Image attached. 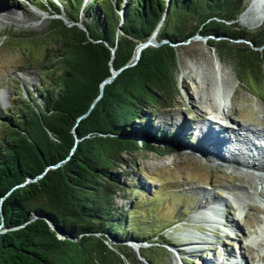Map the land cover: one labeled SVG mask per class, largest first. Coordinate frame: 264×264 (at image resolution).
Masks as SVG:
<instances>
[{"label": "trees", "instance_id": "trees-1", "mask_svg": "<svg viewBox=\"0 0 264 264\" xmlns=\"http://www.w3.org/2000/svg\"><path fill=\"white\" fill-rule=\"evenodd\" d=\"M29 1L87 31L53 17L45 29L17 36L41 49L37 68L46 72L0 113V264H121L125 252L114 242H151L125 228L129 211L116 198L134 191L121 180L128 156L165 152L136 138L149 136L159 107H171L177 48L146 47L99 97L100 83L156 29L158 41L207 36L240 82L246 74L264 81V24L248 30L235 21L243 0H170L168 7L167 0H46L45 8Z\"/></svg>", "mask_w": 264, "mask_h": 264}, {"label": "rangeland", "instance_id": "rangeland-1", "mask_svg": "<svg viewBox=\"0 0 264 264\" xmlns=\"http://www.w3.org/2000/svg\"><path fill=\"white\" fill-rule=\"evenodd\" d=\"M32 2L46 7V0ZM248 3L250 0H243L245 7ZM35 9L30 7L29 0H0V113L4 109L12 111L19 91L26 95V87L33 90L40 72H46L37 68L41 49L35 45L28 48L17 37L23 31L43 30L48 20L55 17ZM187 40L176 47L178 86L171 107H159L149 118V136L136 138L165 152L160 154L152 149L128 156L131 163L122 168L121 180L134 191L120 192L116 198L117 206L129 211L125 228L151 242L137 245H131L132 240L119 243L108 239V242L123 248L125 256L121 264L221 262L220 251L231 255V244L236 243L245 246L242 249L248 264H264L257 256L264 252L263 240L254 241L259 237V229L264 227V182L257 183L251 172L243 171L254 169L262 174L264 181V171H259V163L264 164V160L251 148L252 144L264 143V136L253 135V132L264 134V81L246 74L240 82L233 63L227 57L219 58L206 40ZM28 52L32 61L27 59ZM204 77L211 82L220 79L233 90L227 99L226 111L236 131L227 129L225 132L231 138V148L235 149L231 157L223 156L225 159L222 156L211 159L209 154L203 156L194 150L200 135H196L195 128L209 126L200 115L204 105L198 99L196 86ZM156 131L160 135L151 138ZM243 131L249 135H244ZM261 151L264 153V148ZM244 155L252 160L254 168L246 165ZM235 158L240 160L236 162ZM223 161L232 168L221 163ZM223 215L229 220L228 233L218 228L221 225L216 222L223 220ZM141 250L146 257L140 255ZM206 254L211 260L206 259Z\"/></svg>", "mask_w": 264, "mask_h": 264}, {"label": "bare ground", "instance_id": "bare-ground-1", "mask_svg": "<svg viewBox=\"0 0 264 264\" xmlns=\"http://www.w3.org/2000/svg\"><path fill=\"white\" fill-rule=\"evenodd\" d=\"M250 2L254 3L253 12H252L253 15H255L259 19H262V21H263L264 20V0H250ZM241 21L243 23L247 24V21L245 19H242ZM197 73H199V75H200V72H197ZM215 80L216 81L211 82L209 79L204 77V79H202L199 83L196 84L198 99L204 105L203 107H205L206 109L213 110L219 115V117L213 116L212 111L208 112L209 116L206 118L208 121H210L211 123H215L211 119L216 120L217 118H219V119H225V122H229L232 124V119H231L230 115L228 114V112L226 111V107H227V99H228L229 95L233 94V90L231 91V89H228L227 85L220 82V79H215ZM226 82H227V80H226ZM204 126H205V128H209L208 125H204ZM230 126H233V124L232 125L229 124L226 129H232L233 131H236L234 126L232 128H230ZM195 130H196V135L198 133H200V135H198L199 137L197 138V142H196L195 147H194L195 152H197L198 154H201L203 156L204 155L208 156L207 154H209L210 156H208V158L210 157L211 159L212 158L217 159V156H222L223 159L226 158V157H223L225 155H228L230 157L232 156L231 154L233 153V150L235 148L234 149L231 148V144L229 142V141H231L230 136H224L223 135L224 130L218 131V133H219L218 139L214 138V135L211 134V132H209V131L208 132L205 131V133H202L200 128H195ZM243 133L246 136L249 135L246 131H243ZM259 134L264 136V134H261L259 132H257V133L253 132V135H255V136H257ZM253 138L255 140L256 137H253ZM257 138H258V136H257ZM235 142H236V138H235ZM261 148H264V147L261 146ZM189 149L192 150L190 147H189ZM194 150H192V151H194ZM254 150H255L254 152H257V154L256 153H254V154H256V156L259 155L261 157V159L264 160V153H261L262 152L261 149H254ZM199 151H202V152H199ZM203 152H205V153H203ZM247 155H244L246 165L252 166L254 168V163H252V160L250 158H248ZM238 160H240V158L239 159L235 158L236 162H238ZM221 163L227 164V165L229 164L225 161H223ZM229 166H231V165H229ZM243 171L251 172L250 173L251 177L252 178L254 177L253 180L256 181L257 183L264 182L262 180L263 178L260 177L259 172H256L254 169H250V170L245 169ZM259 171H264V164L259 163ZM227 221H229V220H227ZM261 233H262V240L264 242V227H261L259 229V234H258L259 237L255 238L254 241H256L258 243L262 241V240H260ZM263 242H261L262 245L264 244ZM242 246L243 245H241V251L244 255V249H242ZM244 247L245 246H243V248ZM246 252H247V250H246ZM248 252H250V251H248ZM257 256H258V260H261L262 262H264V252L257 253ZM247 258L245 257V259L248 263L249 260Z\"/></svg>", "mask_w": 264, "mask_h": 264}, {"label": "water", "instance_id": "water-1", "mask_svg": "<svg viewBox=\"0 0 264 264\" xmlns=\"http://www.w3.org/2000/svg\"><path fill=\"white\" fill-rule=\"evenodd\" d=\"M169 4H170V0H167V7L169 6ZM253 5H254L253 2L248 3V5L244 8V10L238 15L237 19L235 20L236 22H238L239 25L244 26L247 29H256V28L262 26V24H263L262 19H259L255 15H253V13H252L253 12ZM166 14H167V10L165 12V15ZM55 17L60 18L64 22V24L66 26L77 25L78 27L86 30V28L84 27V24H83L82 21H79V22H76V23L75 22H71L65 17L64 13H60L59 15H55ZM123 17H124V15H123V12H122V19H123ZM242 19H245L247 21V24H242V22H241ZM157 30L158 29H156L154 31V33H152L151 36H149V38L147 40H145L144 42H140V43H138L136 45L135 50H134V54H133L132 58L130 59V61L128 63L123 65L120 69H114V67L111 65V67H110V73H111L110 76L105 78L100 83V94H99V97L102 95L103 88H104L105 84L110 83L123 68L135 65L137 63V61L140 59L143 49H145L146 47H148V46L156 47V46H159L162 43H166V42L169 43L171 46L177 47L179 45V43L182 42V41H180L178 43L177 42L173 43V42H170L168 40L158 41L156 39ZM191 38L192 39L206 40L208 37L207 36H193ZM191 38H189L187 40V42H189ZM216 38H219V37H216ZM252 48L253 49H257L254 46H252ZM212 50H214V49H212ZM112 52H113V49H112ZM25 96L28 97V94L26 93ZM96 101H97V99H95V101L92 103L91 107L95 104ZM60 163L61 162L57 163L55 166L59 165ZM0 232H1V230H0ZM130 244L131 245H137V244H140V242L132 240V242H130Z\"/></svg>", "mask_w": 264, "mask_h": 264}]
</instances>
